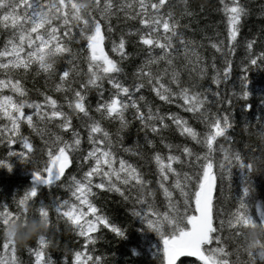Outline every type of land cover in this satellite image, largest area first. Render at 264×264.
Wrapping results in <instances>:
<instances>
[{"label":"snow or ice","instance_id":"obj_1","mask_svg":"<svg viewBox=\"0 0 264 264\" xmlns=\"http://www.w3.org/2000/svg\"><path fill=\"white\" fill-rule=\"evenodd\" d=\"M216 10L224 30L207 38L205 58L186 36L199 16L189 0H0V170L26 173L0 202V264H25L21 249L27 264H109L98 240L128 241L129 231L98 206L106 194L138 221L141 243L129 253L148 264H264V239L244 231H264L254 185L264 177V88L255 105L249 76L264 69V48L243 41L237 87L233 53L249 8L218 0ZM229 130L242 148L221 143L235 141ZM234 177L236 200L219 210L214 193ZM30 220L45 230L17 243L11 226ZM61 231L77 246L54 259Z\"/></svg>","mask_w":264,"mask_h":264},{"label":"trees","instance_id":"obj_2","mask_svg":"<svg viewBox=\"0 0 264 264\" xmlns=\"http://www.w3.org/2000/svg\"><path fill=\"white\" fill-rule=\"evenodd\" d=\"M242 2L249 8V15L243 22V27L239 36L241 43L237 45L236 51L233 53L234 64L231 81L234 82L237 87L239 86V65L246 56L243 41L245 39L255 37L258 39L255 51L258 53L262 48H264V40L260 38L262 30H264V14L261 13V5L264 4V0H242ZM189 4L190 10L199 13V16L197 17L198 23L197 21H194L192 24V27L195 28L196 31L194 33L186 32V36L188 38L195 39L199 44L204 45V47L200 49V52L202 56L208 58L211 56L214 50L208 46L209 39L207 38L215 39L217 34L223 33L224 30L222 14L216 10L218 6V0H189ZM201 6L204 8L202 13L200 12ZM128 70L130 71V68ZM210 75L211 72L209 70L208 77H206L204 81H201L205 87L209 86ZM249 76L253 82V88L257 90L252 96L251 102H253L255 105H258L260 99L259 89L264 88V69H253L249 73ZM183 78H188V73L186 71L183 74ZM42 83V80H38L36 87H40ZM32 86V83L29 82L28 87L31 88ZM232 86V83L221 85V95H225L228 91H230ZM212 87L215 89L216 86L213 85ZM31 96L33 99L38 98L35 93H32ZM194 126L199 128L198 124L194 123ZM23 131L26 135L31 136L34 143L39 144V138L34 134H30L26 126ZM134 131L135 130L133 129V132ZM229 131L230 134L235 137V141L231 145L224 141H221V143H224L225 147L231 146L234 149L242 148L243 143L241 142L240 137L232 130ZM131 139L132 137H128L125 143H130ZM244 140L248 143L253 142L252 138L250 137H245ZM71 171L74 172L75 168H72ZM25 184L26 173L22 169H18L13 175H9L6 172L0 170V202L10 201L12 193L16 192L18 189H21L23 186H25ZM237 185L238 180L234 177V183L231 189L228 188L227 183L224 185L223 193H221L219 186L217 187L214 196L216 197V206L219 210L226 212L232 206L239 191ZM254 185L256 188L257 199L264 200V177H254ZM47 194V190H45V196H47ZM52 195L60 198H67V193L63 189L57 187L52 189ZM96 202L98 206H100L102 210L109 214L117 223L128 226L129 231L128 241L118 242L111 239L110 236L106 239L98 240L96 245L97 254L107 257L109 264H148L149 260L151 259L150 256H131L129 253L130 248L134 246L138 247L141 243V240L139 233L136 232V228L139 226V223L138 221H134L131 218L128 208L123 204V202H121L118 197H115L112 194L99 196ZM31 223L32 221L30 220L28 225ZM17 226L23 228V226L19 224L13 225L11 227L15 228ZM61 228H63L62 225ZM244 231L248 241L255 242L257 236H261V238L264 239V231H262L260 228H248ZM57 239L59 242V248H53L50 250V253L54 259H61L65 253H69L77 246V241L74 239V234L70 231H61L58 234ZM29 243L31 244V241H29ZM144 247L146 248L147 245L145 244ZM113 253L115 255H113ZM19 255L25 264H27L29 260L28 254L21 249L19 251ZM234 258L235 257H233V259Z\"/></svg>","mask_w":264,"mask_h":264},{"label":"clouds","instance_id":"obj_3","mask_svg":"<svg viewBox=\"0 0 264 264\" xmlns=\"http://www.w3.org/2000/svg\"><path fill=\"white\" fill-rule=\"evenodd\" d=\"M15 232V239L17 243L24 244L31 236L35 235L38 231H44L43 225L38 223H31L25 228H20L19 226L12 229Z\"/></svg>","mask_w":264,"mask_h":264}]
</instances>
